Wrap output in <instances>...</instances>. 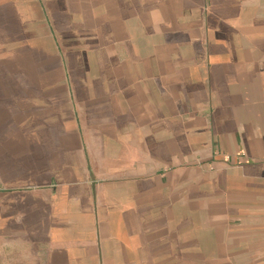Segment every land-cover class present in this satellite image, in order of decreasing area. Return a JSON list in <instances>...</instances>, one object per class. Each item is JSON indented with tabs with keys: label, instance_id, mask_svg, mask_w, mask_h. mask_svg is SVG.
<instances>
[{
	"label": "crops",
	"instance_id": "obj_1",
	"mask_svg": "<svg viewBox=\"0 0 264 264\" xmlns=\"http://www.w3.org/2000/svg\"><path fill=\"white\" fill-rule=\"evenodd\" d=\"M0 264H264V0H0Z\"/></svg>",
	"mask_w": 264,
	"mask_h": 264
}]
</instances>
